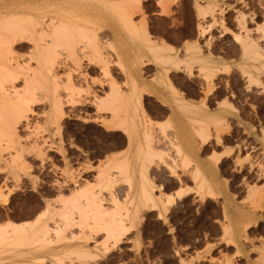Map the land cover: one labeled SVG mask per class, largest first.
Returning a JSON list of instances; mask_svg holds the SVG:
<instances>
[{
	"label": "bare ground",
	"instance_id": "1",
	"mask_svg": "<svg viewBox=\"0 0 264 264\" xmlns=\"http://www.w3.org/2000/svg\"><path fill=\"white\" fill-rule=\"evenodd\" d=\"M141 1L0 0V182L3 183L0 186V264L97 262L118 245L129 231L137 227L141 208L157 210L158 216L164 218L169 206L189 193V188L175 194H164L165 196L154 193L162 185L153 182L149 173L150 166L156 157L163 160L166 152L154 147L157 141L153 145L154 135L152 136L153 131L151 134L150 130L154 123L159 122L148 119L149 114H146L143 107L144 94H148L150 90L144 80L141 82L142 78L138 77L136 68L141 64V57L146 54L142 51L144 55L141 57L135 53L134 58L126 59L122 50L123 47H139V52L142 47L150 53L152 62L160 65L162 69L155 81L168 89L171 99H175L173 102H176L178 109L189 121L186 124L202 123L203 116L213 124L224 120L220 114L210 112H205L200 117L203 108L180 96L167 75L169 70L184 67L191 72L197 65L206 79L211 80L216 71L225 69L227 72L229 67L227 64L223 66L210 54H202L196 42L187 44L185 56L179 58L177 53V56L173 53L174 47L170 44L151 39L146 29L138 28L132 20L131 4L134 2L135 6L136 2L140 5ZM172 1L176 0H162L163 10L168 9ZM194 2L197 13L202 17L214 15L215 3L209 2L202 6L199 1ZM202 27L201 35L208 31ZM105 31L112 36L110 44L107 45L117 53V65L126 78L127 89L121 91L115 80H111L110 95L105 99L99 98L97 104L99 109L111 113L106 128L119 130L127 135V150L121 158L116 159L118 156H115L111 159L108 167L99 169L95 185L92 182L81 183L83 177L72 176L43 184L37 177H30L32 165L28 161L29 155L32 154L42 164L49 159L47 151L39 145L42 143H38L40 137H36L37 134L41 135L31 120V115L38 114L33 106L42 103L48 106L47 110L41 112L44 117V131L60 135V123L65 114L58 94L61 78L56 69L68 65L69 61H73L71 64L80 63L82 58L85 59L84 51L89 48L94 53L93 61L101 65L106 75H110L108 58L105 59L103 53H100L99 33ZM235 39L242 45L243 57L251 62L244 60L238 66L250 81L255 82L258 79L253 70L264 71L261 47L249 35L243 37L239 33ZM26 46L30 50L25 58L17 54L16 49H24ZM65 80H68V84L64 87L72 89L70 75ZM22 126L29 130L25 137L35 138L36 144L26 146L23 143L19 134ZM180 133H175L177 135L174 138V147L183 157L184 165H193L195 159L185 151V139ZM204 135L202 140L209 136ZM47 141L43 140V146ZM47 148L67 159L65 148L55 145L53 141ZM220 159L221 156H217L215 161ZM170 168L174 172L175 169ZM114 172L121 177L114 176ZM209 172L210 169L204 165L195 164L192 179L195 183L194 190L201 199L219 194L217 178L210 177ZM24 178L30 180L34 193L24 201L27 208L20 212V209L15 211V207L12 210L8 205L13 197L19 196V191H23ZM120 180L127 186L125 203L118 194ZM9 182H13L12 187ZM41 183L43 186L40 187ZM4 190H8L7 193ZM103 192L107 196H103ZM107 202H110L111 207L106 206ZM246 225L248 224L243 225V233ZM233 230L234 224L230 222L225 226L224 232L230 235L234 233ZM101 234L104 235V240L99 243L97 236Z\"/></svg>",
	"mask_w": 264,
	"mask_h": 264
},
{
	"label": "rangeland",
	"instance_id": "2",
	"mask_svg": "<svg viewBox=\"0 0 264 264\" xmlns=\"http://www.w3.org/2000/svg\"><path fill=\"white\" fill-rule=\"evenodd\" d=\"M197 2L202 6L209 2L215 3L214 15L205 17L199 15L194 0L172 1L166 10H163L162 0H142L140 5L135 2L134 6V2L130 3L134 9L130 10L133 11V23L138 28H145L146 31L150 24L156 29L167 28L168 16L179 15L181 21L176 24L180 25L181 31L187 32V39H193L190 32H196L195 42L201 53L210 54L223 66L228 65L227 72L225 69L224 71L219 69L211 80L206 79L197 65L191 72L184 67L174 69L182 70L188 94L192 92L198 95L200 89L204 96L212 95L213 100L220 101L218 114L224 121L221 123L214 121L213 124L212 121L205 119L203 115L209 113V107L213 102L207 106L204 101L203 111L200 113V117L204 118H200L202 123H188L197 127L194 134L202 143L212 137L211 129L213 130L215 142L211 160L215 161L217 156H230L232 153L230 148H224L221 152L223 155L217 154L216 151H220L224 144L238 143L236 157L227 158L224 169L230 170L233 167L237 172V168L242 170L245 166V174L248 177H218L219 194L203 199L194 190L195 183L192 179L194 170H190L191 177H185L186 182L182 177H152L156 185H162L161 189L154 191L155 194H163L162 196L167 193L173 194L175 188L182 190L183 185L184 189L189 188V193L176 199L169 206L164 218L158 216L157 210L141 208L138 212L137 227L129 231L110 252L90 264H264V71L253 70L258 80L255 82L249 80L238 65L244 60L251 62L243 57L242 45L235 39L239 33L243 37L249 35L258 43L264 55V0H197ZM130 4L127 5L129 8ZM149 16L158 18L151 22ZM201 27L208 31L201 35ZM103 33H99L100 53H103L101 55L105 59L108 58L110 75H106L101 65L93 61L94 53L89 48L84 51L85 59L82 58L80 63L71 64L73 61H69L70 64L68 62V65L56 69L61 78L58 94L65 114L60 123V135L44 131V117L41 112L47 110L48 106L45 103L33 106L38 114L31 115V120L41 135L37 134L36 137H40L38 143H42L39 145L47 151L49 159L42 164L32 154L29 155L28 161L32 165L30 177H37L43 184L72 176L83 177L81 183L92 182V185H95L99 169L108 167L115 156L119 159L127 150L126 148L115 154L116 151L128 146L127 135L125 132L106 128L111 113L99 109L97 104L99 98L105 99L110 95L111 80H115L121 91L127 89L126 78L117 65V53L107 45L112 38L109 37V32ZM16 50L17 54L26 58L30 47ZM219 55L220 57H217ZM67 75H70L72 91L64 87L68 84V80H65ZM186 122L189 121L186 119ZM169 124L154 123V127H151L150 132L152 134L153 131L152 136L154 135L153 145L157 141L154 147L166 152V155L164 154L163 160L156 157L150 168L155 167L160 171L165 165L173 175H176L177 168L189 172L191 164L184 165L183 157L175 149L176 135L168 134V129L172 128ZM28 132L25 126L19 128L23 143L25 142L26 146L36 144L35 138L25 137L26 134L28 136ZM204 134L209 135L206 140H202ZM223 134H227L228 137L224 139ZM43 140H48L44 146ZM51 141L65 148L67 159L47 148ZM170 167L175 169L174 172ZM114 176L121 177L115 172ZM24 179L23 191H19V196L13 197L8 205L12 210L15 207V211L19 209L20 212L24 211V208H27L24 201L34 193L30 180ZM42 183L40 187L43 186ZM119 183H121L118 185L119 198L125 203L127 186L122 180ZM186 183H192L193 186L190 188ZM2 185L0 182V186ZM12 185L13 182H9V186ZM191 192L194 194H190ZM102 194L107 196L105 192ZM109 203H106L107 207H111ZM0 209L2 211L1 204ZM230 222L234 224V233L228 235L224 231ZM244 224L248 225L245 226L243 233ZM97 238L101 243L104 235H98Z\"/></svg>",
	"mask_w": 264,
	"mask_h": 264
},
{
	"label": "crops",
	"instance_id": "3",
	"mask_svg": "<svg viewBox=\"0 0 264 264\" xmlns=\"http://www.w3.org/2000/svg\"><path fill=\"white\" fill-rule=\"evenodd\" d=\"M171 10H173L172 6H171ZM154 18H158V16H149V20L151 22L153 21ZM168 18H169L168 19L169 25L167 26V28L156 29L154 27V25L150 24L147 32H148L150 38L154 39L156 42L159 41L158 43H160L161 41H165L166 43L170 44L172 47H174L173 53L174 54L177 53L179 58H183L185 55V46L187 43L195 42V39L197 37L196 32H193V33L190 32V36L193 35V39L188 40L187 39V32L181 31L180 25L176 24L177 22L179 23L181 21L180 16L179 15L176 16L173 14V15H169ZM196 21H197V19H195V22ZM109 37L111 38L112 36H109ZM129 49H132V50H129ZM140 49L141 50L138 52L139 47L138 48L136 47L135 49H134V47H130V48L123 47L122 53L125 55L126 59L134 58L135 53L137 55L140 54L139 57H141V55L146 54V55L141 57V59H140L141 64L138 63L140 66L138 65V67L136 68V70H138V72H137L138 77L142 78V79H140V78L139 79L141 80V82H143V80H144L146 87L150 90V92L148 94L145 93L144 94L145 96L143 97V101H144L143 107H145L144 110L147 111L146 114H149V117L152 118L155 122L157 121L160 124L171 123V126L173 125L174 128L172 126L171 129H168L169 135L175 136V135H177L175 133H178V132L180 133V132H182L183 128L184 129L186 128L185 131L187 132L188 135L185 134L186 132L184 131V129H183L184 133L183 132L180 133L182 135L183 139L186 140V141L185 140L183 141V143H184L183 146L187 149L186 150L184 148L185 151L188 154H191V156L193 157V160L195 159L193 161L194 162L193 165L191 163V166L189 168V172H185V171H182L181 169L177 168L176 169V171H177L176 175H173L166 168V166L163 165L161 168L162 170H160V171L157 170L155 167H151L150 168V176L151 177H182V180L184 182H186L187 180L185 179V177H191L190 170H194L195 164H201V165H204V167L210 169V172H209L210 177H216L217 181H218V177H248L247 174H245V166L243 167L242 170L240 168H237V172H235L233 167L230 170H228L226 168L224 169L225 160L227 158H229L230 156L232 159H234L236 157L238 150H239L238 149V146H239L238 143L224 144L223 145L224 147L221 148L220 151H216L217 154H220L221 152L224 151V148H230V149H232V153L230 156H222L220 161H218V162L211 160V157L214 154L213 153V146H214V142H215L214 137H213V130L211 129L212 137H210V139L207 140L205 143H202L201 139L194 134V130H196L197 127L191 126V125L188 126V124H186L187 123L186 122L187 118H185L186 116L183 115L181 113V111L178 109L177 104H175L176 102H173V101H175V99L174 98H173L174 100L171 99L172 96L170 97L169 91H167L168 89L165 88V86L163 84L160 85L159 83H157L155 81V77H157L159 72L162 70L161 66L158 65L157 63L152 62L153 58L150 56V53L147 50H145L144 48L142 49V47H140ZM129 51H131L132 54L131 53L129 54ZM142 51H144L145 53ZM142 53H144V54H142ZM177 54H176V56H177ZM129 55H130V57H129ZM145 57L147 59L150 58V60H147ZM217 57H220V55ZM144 61H146V62H144ZM181 72H182V70H177V69L172 68L167 73V75H169L168 77L171 80L172 84L178 90L179 94H181L180 96L183 97L188 102L192 103L193 105L195 104L196 106L198 105L199 107L201 105V108H202V102L205 101L207 106H208V104L213 102L211 104V106L209 107V112H210V114H218V112H219L218 103L220 101L218 99L213 100L212 95L204 96L201 93L200 89L198 90V93H199L198 95L196 93H192V92L190 94H188V90L184 86L186 83L185 82L186 78L184 75L181 74ZM188 79L192 80L191 78H188ZM144 83H142V85H144ZM146 83H148V84H146ZM149 84H151L152 86ZM156 88H157V91H156ZM165 89H166V91H165ZM158 90H159V92H158ZM167 94H169V95H167ZM180 125H182L183 128ZM177 128H178V130L176 131ZM222 137L224 139H226L228 136H227V134H223ZM185 144H186V146H185ZM126 148L127 147H125L124 149H122L120 151H116L115 154H118L121 151L126 150ZM243 148H244V146H243ZM195 161H196V163H195ZM170 165H172V163H170ZM213 166H214V168H213ZM166 185H167V183H166ZM186 185L188 187L193 186L192 183H188V184L186 183ZM184 186L185 185L182 186V189L185 188ZM177 190H179V188H175L173 191V194ZM190 194H194V192H191Z\"/></svg>",
	"mask_w": 264,
	"mask_h": 264
}]
</instances>
